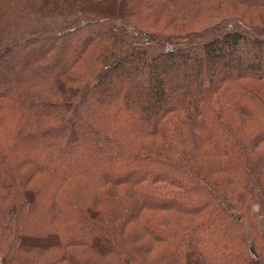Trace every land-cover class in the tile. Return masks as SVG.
<instances>
[{
    "label": "trees",
    "instance_id": "trees-1",
    "mask_svg": "<svg viewBox=\"0 0 264 264\" xmlns=\"http://www.w3.org/2000/svg\"><path fill=\"white\" fill-rule=\"evenodd\" d=\"M264 0H0V264H264Z\"/></svg>",
    "mask_w": 264,
    "mask_h": 264
},
{
    "label": "rangeland",
    "instance_id": "rangeland-1",
    "mask_svg": "<svg viewBox=\"0 0 264 264\" xmlns=\"http://www.w3.org/2000/svg\"><path fill=\"white\" fill-rule=\"evenodd\" d=\"M260 226H261L262 228H264V218H263V219L260 218Z\"/></svg>",
    "mask_w": 264,
    "mask_h": 264
}]
</instances>
